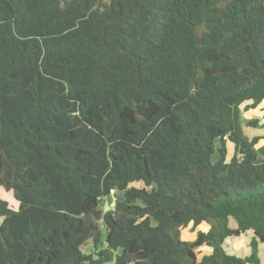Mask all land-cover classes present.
Masks as SVG:
<instances>
[{"label":"trees","instance_id":"obj_1","mask_svg":"<svg viewBox=\"0 0 264 264\" xmlns=\"http://www.w3.org/2000/svg\"><path fill=\"white\" fill-rule=\"evenodd\" d=\"M255 109L264 0H0V264H258Z\"/></svg>","mask_w":264,"mask_h":264},{"label":"rangeland","instance_id":"obj_2","mask_svg":"<svg viewBox=\"0 0 264 264\" xmlns=\"http://www.w3.org/2000/svg\"><path fill=\"white\" fill-rule=\"evenodd\" d=\"M243 115V130L247 134L248 137H254V136H260L262 137V140H259L258 144L256 145L257 147L261 146L264 144V119L261 118V114L258 109L256 110H251V111H244L242 113ZM251 119H258L259 122L257 123V126L255 128L247 127V123ZM232 154V147L228 145V154H227V159L231 157ZM131 186L134 187H140V184H132ZM0 198L5 200L8 203V206L11 210H16L17 203L12 197L11 192H6L3 188L0 187ZM108 204L105 203L104 206H102V209L104 211L107 210ZM1 221V219H0ZM200 231H206L207 226L205 224H201L197 228ZM180 237L184 241H191L195 238V231L192 229L191 225H188L185 228H182L180 230ZM248 236H243L239 238H231L228 239L225 242V249L232 253L235 254L239 257H244L245 253L247 251L248 247ZM209 252V249L206 247H202L197 250L196 255L197 258H200L202 255L207 254Z\"/></svg>","mask_w":264,"mask_h":264},{"label":"crops","instance_id":"obj_3","mask_svg":"<svg viewBox=\"0 0 264 264\" xmlns=\"http://www.w3.org/2000/svg\"><path fill=\"white\" fill-rule=\"evenodd\" d=\"M243 236H248V241H247L248 242V247H247V251H246L245 256H244V257H247V256L250 255L249 242L251 240L252 235L250 233H247V234L241 235L239 237H243ZM239 237H232V238H239ZM230 254H232V253H230ZM257 258L259 260L258 264H264V245H262V244H258L257 245Z\"/></svg>","mask_w":264,"mask_h":264},{"label":"built area","instance_id":"obj_4","mask_svg":"<svg viewBox=\"0 0 264 264\" xmlns=\"http://www.w3.org/2000/svg\"><path fill=\"white\" fill-rule=\"evenodd\" d=\"M109 194H110V195H113V194H114V192H113V191H110V192H109ZM107 209H108V207H107Z\"/></svg>","mask_w":264,"mask_h":264},{"label":"water","instance_id":"obj_5","mask_svg":"<svg viewBox=\"0 0 264 264\" xmlns=\"http://www.w3.org/2000/svg\"><path fill=\"white\" fill-rule=\"evenodd\" d=\"M111 205L113 206L114 204L112 203Z\"/></svg>","mask_w":264,"mask_h":264}]
</instances>
